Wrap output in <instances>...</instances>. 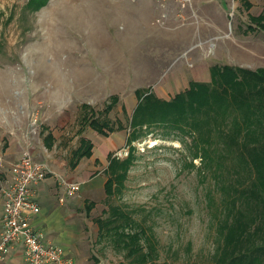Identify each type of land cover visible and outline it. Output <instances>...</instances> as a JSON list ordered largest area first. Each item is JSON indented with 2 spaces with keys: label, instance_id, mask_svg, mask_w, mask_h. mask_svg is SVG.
Here are the masks:
<instances>
[{
  "label": "rangeland",
  "instance_id": "rangeland-1",
  "mask_svg": "<svg viewBox=\"0 0 264 264\" xmlns=\"http://www.w3.org/2000/svg\"><path fill=\"white\" fill-rule=\"evenodd\" d=\"M27 1L0 0V119L7 115L1 109L5 107L6 113L16 116L17 123L26 124L24 134L28 144L41 149L43 162L52 168L54 172L51 174L60 186H63L60 177L78 181L69 176L77 170L70 167L68 160L71 150L80 143V105L86 100L95 109H101L107 103L109 93L119 91L120 94L110 117L115 122L121 121L123 128L106 136L86 125L82 133L94 142L93 155L83 159L78 171L82 178L77 195H81L83 202L76 212L82 223L89 264L130 263L127 248L123 247L118 235L113 237L108 228L103 229V224H99L100 220L109 217L113 206L128 213L133 221L132 229L125 227V231L134 232L141 227L146 229L141 243L145 250L152 247L157 253L150 264H220L217 257L224 247L225 237L229 229L239 228L240 224L232 216L228 225H224L227 212L225 187L245 180V187L250 189L258 180L257 174L264 173V160L252 156L255 153L248 148H243L241 155L235 151L227 152L222 144L212 140L207 144L209 149L205 153L201 150V143L208 132L198 134L197 128L184 133L173 126L143 125L136 127L133 133L131 147L134 157L126 178L117 188L114 187L113 193L108 194L103 185L108 176L105 172L109 163L107 156L112 152L119 160L129 157V152L125 155L123 149L129 150V118L138 101L137 88H150L160 98L168 100L187 88L193 79L209 80V67L214 63L241 64L252 69L264 66V29L259 27L256 31L245 33L250 22L249 10L242 0H224L221 32L202 27V24L210 22L202 16L200 32L196 24L182 25L187 29L186 41L182 48L171 54L163 46V24L154 20L148 24L139 19L133 24L140 29L139 33L130 35L134 53L128 48L124 51L125 63L134 62V69L126 74L123 82L116 84V90L111 88L110 83L104 85L108 89L102 92H86L83 83L77 84L80 89L70 90L72 100H68L64 108L69 120L66 127L59 128L54 148L47 150L41 137L44 105L39 104L37 95L42 87L50 88V81L59 68L60 92L67 96V65L70 62H104L108 60V51L104 49L97 52L98 57H92L90 44L86 43L84 36L81 51H75L74 38L68 33L71 25L88 27L93 20L100 21L99 18L83 12H69L66 0H48L37 10L28 8ZM253 1L255 6L252 10L255 12L264 7V0ZM114 26L120 30L126 28L121 20H116ZM148 28L155 31L149 33ZM152 34L153 37H150ZM135 38L139 40L140 50H135ZM148 38L156 40L153 43L147 41ZM131 54L134 56L131 57ZM41 80L47 82L40 86ZM260 117L263 120L259 123H247V128H254L255 134L264 129V117ZM33 129L37 132L28 133ZM214 135L217 136L216 133ZM121 150L122 156H119ZM53 164L60 165V170ZM256 183L259 185V181ZM234 194H237L238 206L241 193ZM260 196L262 200L247 198V202L239 206L237 217L244 220L243 216L251 215L255 201L259 202L257 207L262 208L264 190L260 191ZM84 198L87 207L89 201L94 202L91 209L85 207ZM248 204H251L249 208Z\"/></svg>",
  "mask_w": 264,
  "mask_h": 264
},
{
  "label": "trees",
  "instance_id": "trees-1",
  "mask_svg": "<svg viewBox=\"0 0 264 264\" xmlns=\"http://www.w3.org/2000/svg\"><path fill=\"white\" fill-rule=\"evenodd\" d=\"M47 2L48 0H28L26 5L37 10ZM251 19L255 24L249 25V29L254 30L257 26L264 28V11L258 16H252ZM209 71L211 76L209 81L191 80L187 88L168 100L160 98L150 88L136 89L138 101L129 118L131 130L128 138V141L131 140L128 144L129 157L119 160L112 152L108 153L109 163L105 168L108 174L105 190L108 194L113 193L114 187L117 188L126 178L134 157L131 147L133 133L136 127L141 128L143 125L155 123L173 126L180 128L184 133L193 132L197 128L198 134L204 135L208 132L206 137L203 136L201 143V150L205 153L209 149L207 144L212 140L217 141L219 145L222 144V148L227 152L235 151L237 155H241L243 148H248L254 151L255 154L252 156L264 160V129L255 134L254 128H247V123L254 125L263 120L260 116L264 117V67L252 69L230 64H212ZM119 100L118 94H112L101 109H95L87 102L82 103L80 105L82 125L78 132L82 134L86 125L102 135H109L116 129H121L123 123L119 120L115 122L110 117V112L117 106ZM93 148L94 142L82 135L79 145L72 150L70 159L72 166H76L84 157H91ZM257 177L259 185L255 181L250 189L245 187V180H238L236 184H228L225 187L227 212L224 225H228V219L232 216L233 220L240 221V224L239 228L229 229L224 247L217 257L220 264H261L264 261V198L262 208L257 207L259 202L255 201L254 212L251 215L248 217L242 215L244 220L237 217L238 212L240 213L239 206L247 202V198L261 199L264 173L257 174ZM237 192L241 193L238 206L235 199L237 194H234ZM93 204L94 202L89 201L87 208L91 209ZM250 206L251 204H248L247 208ZM111 210L107 219H99V224H103V229L108 228L113 237L115 234L118 235L123 247L127 248L129 264H150L157 253L152 247L145 250L141 243V237L146 234V229L141 227L134 232L125 231V227L132 229V219L117 206L111 207Z\"/></svg>",
  "mask_w": 264,
  "mask_h": 264
},
{
  "label": "crops",
  "instance_id": "crops-1",
  "mask_svg": "<svg viewBox=\"0 0 264 264\" xmlns=\"http://www.w3.org/2000/svg\"><path fill=\"white\" fill-rule=\"evenodd\" d=\"M66 1L69 3V12L79 14L83 12L85 15L91 14L93 18H99L100 20H93L92 25L88 27L69 26L68 33L74 38L75 47L73 50L81 51V40L84 36L86 43L89 42L90 44L89 49L91 50L92 57H98L97 52L106 49L108 51L107 58L109 61L105 60L102 62V60H98L97 64L92 61L84 63L70 62L67 65L69 73L67 96L64 94L61 95L60 92L59 68L56 70L57 74L55 75V78L53 77L50 81V88L42 87L41 93L37 95V101L39 104L44 105L42 110L44 120L41 137L43 145L47 150H52L54 148L56 141L58 140L57 132L59 131V128L66 127L69 120L68 112L64 110V108L66 107L68 100H72L70 90L76 87L79 88V86H77L79 83L85 84L84 90L86 92H89V90H100V92L104 90L106 91L108 88L104 85L108 83L111 84V88L113 90H116V84L121 81L123 82L126 74H129V71L134 67V62L129 64L128 62L125 63L124 60V51L126 48L131 49L132 52L134 51V43L133 39L130 38V35H133L134 33L138 34L140 30L139 28L133 26L134 22H137L139 19H144L146 23L152 24L151 22H153V20L156 21V18L160 16L161 13L165 12L167 17L163 23V27L165 28V31H162L165 37L163 46L164 49H169L171 54H173L182 48L186 41L187 29L182 25L187 23L196 24L198 28L197 30L200 32V20H202V16H204L207 17L210 22L202 24V27L204 26L206 29L211 28L215 32H221L220 21L224 14L223 9H225L224 0H194V10L197 14V20L195 21L191 18L184 20L179 15V6L175 0ZM242 2L249 10L248 17L250 19V22L244 32L248 33L256 31V29L260 26H257L254 30L249 29V25L255 24L251 17L258 16L263 13L264 7L258 12H255L252 10L255 6L253 0H242ZM186 14L189 15V10H186ZM116 20H121V22L126 25V28L124 30H120L118 27H115L114 25ZM148 29L149 33L151 31H155L152 28ZM188 30L191 31L190 29ZM150 37H153V34ZM155 40L156 38L147 39V41H151L153 43ZM134 42H136L135 50H140L139 40H136L135 38ZM157 43H160V41ZM132 56H134V54H131V57ZM234 66L247 67L241 64H236ZM258 67L264 66L258 65L256 68ZM207 76L210 80V71H208ZM209 80L205 79L200 81ZM44 82H47V80H41L40 86H42ZM118 92L119 91H113L109 93L107 95L108 101L112 94H118L120 97ZM84 102L90 103V101L86 100L82 103ZM1 109L4 111L3 114L7 115L2 116V119H0V161L2 162V166H0V233L2 231V217L4 209V198L1 190L2 187L8 186L12 181V164L19 160L27 148H29L32 152L35 161H43L44 159V157H42L41 149L37 148V145L28 144L24 134L26 124L17 123L15 121L16 116H12L10 112L6 113L5 107H1ZM123 109L126 110V106ZM117 130L120 129H116L115 131ZM80 135L82 136V134ZM72 150L68 163L70 167L77 170V172L70 173L69 176L73 179H78L80 182L82 178L78 174L80 164L84 158L89 157L82 158L79 163L73 167L70 162ZM53 166L60 170V165L57 166L56 164H53ZM105 182L103 183L104 186ZM37 190L38 201L43 209V212L41 211L42 213L40 212L33 215L28 221V224L41 227L45 231V239L48 242H54L63 246L68 254L74 258L75 264H89L85 241L83 239L84 235H82V223L78 220V215L76 213L77 208L82 206L81 203L83 201L81 200V195L76 194L73 197L68 198V200L65 201V204H63L64 202H60L59 198L64 193V189L51 173L47 174L46 177L37 184ZM61 191L62 193H60ZM84 205L87 208L86 198H84ZM23 248L24 247L21 242L15 244L7 255L0 258V264H27L24 259Z\"/></svg>",
  "mask_w": 264,
  "mask_h": 264
},
{
  "label": "built area",
  "instance_id": "built-area-1",
  "mask_svg": "<svg viewBox=\"0 0 264 264\" xmlns=\"http://www.w3.org/2000/svg\"><path fill=\"white\" fill-rule=\"evenodd\" d=\"M179 6V15L184 19L197 20L194 10V0H175ZM189 10V15L186 14ZM167 14L161 13L156 22L163 24ZM37 121V117H34ZM37 132L36 129L28 133ZM128 154V149H123ZM119 156H122V151ZM0 166L2 162L0 161ZM13 175L8 186L2 187L4 209L2 217V231L0 233V258L7 255L17 243L23 244L24 259L27 264H75V260L66 249L54 242L45 239V232L41 227L28 224L35 214L41 212L38 201L37 184L47 174L53 172L48 164L43 161H35L33 154L26 149L22 156L11 166ZM64 193L60 196V202H65L67 197H72L81 189V182L66 180L60 177Z\"/></svg>",
  "mask_w": 264,
  "mask_h": 264
}]
</instances>
